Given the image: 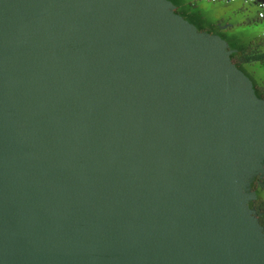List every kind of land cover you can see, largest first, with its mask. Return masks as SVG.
I'll list each match as a JSON object with an SVG mask.
<instances>
[{"label": "water", "instance_id": "1", "mask_svg": "<svg viewBox=\"0 0 264 264\" xmlns=\"http://www.w3.org/2000/svg\"><path fill=\"white\" fill-rule=\"evenodd\" d=\"M171 0H0V264H264V99Z\"/></svg>", "mask_w": 264, "mask_h": 264}, {"label": "flooded vegetation", "instance_id": "2", "mask_svg": "<svg viewBox=\"0 0 264 264\" xmlns=\"http://www.w3.org/2000/svg\"><path fill=\"white\" fill-rule=\"evenodd\" d=\"M199 2L197 3V9L202 14V17L206 20H211L213 23L207 31L227 39L231 47L237 43L246 44L264 40V31H260V28L259 30L257 29L258 24H253L258 23L259 20L256 22H246L240 19L241 10L234 8L235 3L222 1L203 6ZM217 16H222V18L214 21L213 18ZM258 93L264 99V87L259 88ZM252 191L256 194V198L251 202L252 206L264 226V176L256 177L252 184Z\"/></svg>", "mask_w": 264, "mask_h": 264}, {"label": "trees", "instance_id": "3", "mask_svg": "<svg viewBox=\"0 0 264 264\" xmlns=\"http://www.w3.org/2000/svg\"><path fill=\"white\" fill-rule=\"evenodd\" d=\"M178 6L177 13L195 21L201 31H207L212 26L211 20H206L197 9L199 0H171ZM233 47L238 50L231 54L235 64L242 67L253 79L257 92L264 87V40L254 43H237ZM261 222V221H260ZM262 224V223H261Z\"/></svg>", "mask_w": 264, "mask_h": 264}, {"label": "rangeland", "instance_id": "4", "mask_svg": "<svg viewBox=\"0 0 264 264\" xmlns=\"http://www.w3.org/2000/svg\"><path fill=\"white\" fill-rule=\"evenodd\" d=\"M203 6H207L210 3H206L203 0H199ZM234 8L236 9H240V19L245 20L246 22H256L257 20H259L258 23H253V24H258V30L260 28V31H264V19L261 20L259 19V7L257 4L254 3H245L244 1H239L236 2L234 4ZM222 16H217L215 18H213L214 21H218L219 19H221ZM257 30V31H258Z\"/></svg>", "mask_w": 264, "mask_h": 264}, {"label": "built area", "instance_id": "5", "mask_svg": "<svg viewBox=\"0 0 264 264\" xmlns=\"http://www.w3.org/2000/svg\"><path fill=\"white\" fill-rule=\"evenodd\" d=\"M206 3H219L222 1H228L231 3H236L239 1H244L245 3H254L257 4L260 11H259V19H264V0H203Z\"/></svg>", "mask_w": 264, "mask_h": 264}]
</instances>
